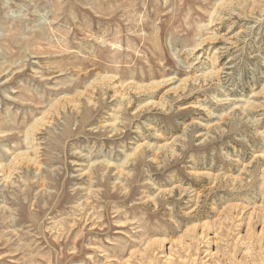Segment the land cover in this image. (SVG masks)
<instances>
[{"label": "rangeland", "instance_id": "1", "mask_svg": "<svg viewBox=\"0 0 264 264\" xmlns=\"http://www.w3.org/2000/svg\"><path fill=\"white\" fill-rule=\"evenodd\" d=\"M0 264H264V0H0Z\"/></svg>", "mask_w": 264, "mask_h": 264}]
</instances>
